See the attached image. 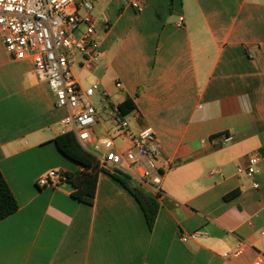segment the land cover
<instances>
[{
    "label": "crops",
    "instance_id": "1",
    "mask_svg": "<svg viewBox=\"0 0 264 264\" xmlns=\"http://www.w3.org/2000/svg\"><path fill=\"white\" fill-rule=\"evenodd\" d=\"M99 5L103 57L72 71L83 89L86 75L96 78L103 107V92L118 106L132 99V131L154 130L164 171L155 225L103 169L101 152L93 205L72 198L66 179L38 186L51 171L83 170L55 143L69 111L0 35V170L19 205L0 222V264H264V0H148L140 12L126 0ZM96 124V138L116 134L98 110ZM220 134L233 140L212 144ZM254 153L258 174L238 173ZM192 232L202 235L180 239ZM242 241L241 256L223 257Z\"/></svg>",
    "mask_w": 264,
    "mask_h": 264
},
{
    "label": "built area",
    "instance_id": "2",
    "mask_svg": "<svg viewBox=\"0 0 264 264\" xmlns=\"http://www.w3.org/2000/svg\"><path fill=\"white\" fill-rule=\"evenodd\" d=\"M126 2L140 12L148 0ZM93 10L94 0H0V35L13 59L31 61L37 77L45 80L54 93L57 107L69 111L61 121L62 134L72 132L77 142L93 157L101 152V156H97L103 169L113 174L120 172L127 175L149 188L153 196L160 197L164 171L158 166L161 145L154 130L145 127L137 132L132 131L128 119L106 92L101 95V102L105 105L108 119L116 128V134L99 138L94 136L97 110L91 99L99 84L94 83L83 89L72 71L79 59L83 68L91 70L103 57ZM182 21L180 17L179 24ZM115 85L120 87V83ZM232 140L231 135L220 134L212 137L210 142L223 146ZM261 160L260 154H252L247 166L238 167V173L254 177L259 172ZM62 179L66 177L60 171H51L37 184L39 187L55 186ZM200 235V232L182 233L180 239L187 242ZM245 249L246 243L239 242L223 257L238 258Z\"/></svg>",
    "mask_w": 264,
    "mask_h": 264
},
{
    "label": "trees",
    "instance_id": "3",
    "mask_svg": "<svg viewBox=\"0 0 264 264\" xmlns=\"http://www.w3.org/2000/svg\"><path fill=\"white\" fill-rule=\"evenodd\" d=\"M119 109L126 116L135 109L133 100L126 99L119 104ZM55 143L64 156L83 169L76 173H65L66 182L72 187V198L84 204L93 205L98 175L101 171L93 155L77 142L72 132L58 136ZM113 176L135 197L144 212L149 228L153 229L160 209L158 198L148 193L127 175L117 172ZM18 209V202L0 170V222L16 213Z\"/></svg>",
    "mask_w": 264,
    "mask_h": 264
},
{
    "label": "rangeland",
    "instance_id": "4",
    "mask_svg": "<svg viewBox=\"0 0 264 264\" xmlns=\"http://www.w3.org/2000/svg\"><path fill=\"white\" fill-rule=\"evenodd\" d=\"M99 2H100V0H94V11H93V16L94 17H97V16H99V12H100V5H99ZM73 67H75V66H73ZM73 70H74V72H77V68L75 67V68H73ZM86 78L88 79V80H86V82H85V86H89V85H92L95 81H96V78H92V76H90V77H88V75H86ZM98 94H99V91H97L96 93H95V95L92 97V99H91V103H92V105H94L95 106V108L99 111V114H100V116L102 117V119H104V120H106V119H108L107 118V116L105 115V113H106V111H105V106L103 107V105L101 104V103H97V100H98V98H99V96H98ZM101 125L100 124H95L94 125V128H95V130H97V131H100L101 130ZM107 134L106 133H104V132H102L101 131V133L99 134V136H106Z\"/></svg>",
    "mask_w": 264,
    "mask_h": 264
}]
</instances>
